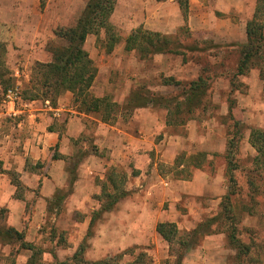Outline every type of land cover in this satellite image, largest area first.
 <instances>
[{"label":"rangeland","instance_id":"1","mask_svg":"<svg viewBox=\"0 0 264 264\" xmlns=\"http://www.w3.org/2000/svg\"><path fill=\"white\" fill-rule=\"evenodd\" d=\"M87 1L45 0L42 7L40 0H0V42L5 44L0 59L13 73L9 87H17L21 95L14 104L19 111L14 114L13 105L4 101L5 89L0 85V140L6 145V154L0 159V224L16 227L28 241L45 249L42 264L65 260L82 243L86 244L84 257L107 259L109 264H238L236 249L228 243L225 232L199 237L183 254L186 235L167 241L152 225L174 221L183 234L224 212L234 219L224 218L221 229L233 221L243 241L251 242L253 248L255 239L264 245V156L256 159L258 152L250 140L253 128L264 129V78L260 75L261 62L256 60L243 75L234 77L237 55L232 45L246 40V22L253 16L257 0H229L230 9L222 4L226 0H195L197 22L192 23L193 29L183 22L171 32L181 52L145 58L137 50L125 49L127 37L142 25L138 16L142 15V1H117L116 16L98 34H90L85 43L100 73L92 93L116 103L111 108L112 117L102 123V112L80 116L66 110L67 116L52 126L64 134L60 144L50 146L47 156L38 159L34 139L39 121L28 116L25 110L34 100L24 96L34 89L31 81L36 61H50L51 48L66 43L55 34L56 28L74 26ZM111 41L115 43L108 51ZM208 62L210 70H205ZM201 74L208 76L209 84L204 102L192 109L180 102L185 95L183 85L165 84L171 79L187 84ZM146 89L171 99V116L162 106L129 107L131 93ZM66 92L62 94L67 97L65 101L74 105L73 96H66ZM69 114L80 116L85 127L74 123L73 135L67 138ZM168 115L172 124L167 123ZM111 125L137 135L146 126L155 143H165L149 151L145 180L138 177L142 172L136 167L138 162L112 164V149L100 147L97 138L112 130ZM192 156L200 166L189 161ZM178 159L184 163L179 167L175 164ZM183 165L186 173L180 172ZM112 169L125 175L123 185L128 195L89 229V219L101 206L99 195ZM53 178L58 188L46 197L45 182ZM76 191L80 193L77 196L72 194ZM230 191L229 207L221 206ZM253 191L260 202L249 200L248 193ZM57 196L62 197L60 205L54 204ZM145 196L147 216L137 217L135 224L141 226L135 235L139 241H134L129 235L126 212H131L127 204L144 202ZM260 253L257 264H264V250ZM31 254L19 242H0V264H26ZM243 263L256 264L255 254L245 256Z\"/></svg>","mask_w":264,"mask_h":264},{"label":"trees","instance_id":"2","mask_svg":"<svg viewBox=\"0 0 264 264\" xmlns=\"http://www.w3.org/2000/svg\"><path fill=\"white\" fill-rule=\"evenodd\" d=\"M117 1L118 0H88L81 16L74 26H62L56 28L55 34L61 39H64L66 43L63 45H55L51 48L52 59L50 61H36L33 67L35 74L32 76L31 82L33 84L32 87L38 90L34 91L33 89L31 94H28L26 91L24 96L25 99L49 100L52 106H57L58 100L62 94L65 91H70L73 93L74 106L79 112L86 114L90 112H102V120H110L112 111L111 108H113L116 103L110 101L107 96L98 97L92 93V87L95 82L98 69L89 51L87 50L85 43L90 34H98L102 28L107 26L108 21L111 19L115 11ZM177 1L185 17V24H187L189 0ZM40 3L43 7L45 5V0H40ZM245 33L246 40L244 42L232 43V45L236 48L234 53L237 55L234 77L243 75L251 66L252 62L256 60L257 62H261L260 66L262 67H260V75L264 78V0L256 1L254 14L246 22ZM174 35L175 34L172 33L153 31L141 25L127 37L125 49L137 50L144 58L152 56L156 53H178L181 52L179 49L180 44H177L178 42H176L177 39ZM114 43L115 41H111L110 45H108V51L113 49ZM4 45V43L0 42V55H3L4 48L2 49V47H4ZM183 54H186V52ZM205 70H210L209 62ZM7 74L9 75L6 76ZM38 75L39 77H37ZM34 78L37 82L34 81ZM13 81V73L6 67L5 62L0 59V85H2L6 91V89L13 84ZM170 83L184 86L185 95H183V99L180 102L185 106L190 105L192 109L193 107H196L198 102L200 104L204 102L209 81L208 76L206 77L201 74L187 84L183 81L175 79L165 81V84ZM128 99L130 108L147 107L150 105L162 106L167 108L171 116V110L168 107V103L171 102V99L164 98L163 96L148 91L147 89L143 91H133ZM181 103H178V107L181 106ZM171 120L172 119L168 115L167 123L172 124ZM236 124L238 125L239 122H236ZM250 140L258 152L256 159H260L264 156V129L253 128L250 134ZM229 156L230 155L228 154V157ZM55 158L61 157L56 156ZM189 158V161L192 159V162L195 163V157L192 156ZM175 164L179 167L184 163L182 159H178ZM195 166L198 167L200 164L195 163ZM186 168V165H183L180 172L186 173ZM183 176L184 178H187L189 175ZM124 177L125 175L123 173H120L115 169H112V171L107 175L108 183H105L102 188L101 195H99L101 206L98 210L94 211L91 217L89 229L90 227H93L95 222L103 213L114 209L120 199L128 195V190L123 185ZM231 194L232 192L230 191L228 195H225L227 204L223 201L221 206L229 207V198L231 197ZM248 194L249 200L252 203L260 202L257 200V194L254 191L249 192ZM61 199L62 197H54V204L60 205ZM233 216L234 215H226L224 212H220L216 216L199 222L196 228L190 231H185L183 234L180 233V230L174 221L159 222L156 226V230L159 235L167 241H171L173 237L179 238L180 236L182 237V235H186L188 239L183 242L184 245L182 244L185 248L183 254L188 250V248L198 242L199 237L204 236L205 234L225 232L228 243L236 249L237 253L235 255V259L239 261L237 263L244 264L243 258L251 253H254L255 263L257 264V261H259V258L261 257L259 256L261 254L260 250H264V245L261 244V241H256L257 239L253 240L251 238L250 241H255L253 243L254 248L251 242L247 243L243 241L239 236V230L233 221L231 223H227V227L225 229L220 228V224L223 223V220H233ZM214 224H217L215 228L212 227ZM15 241L20 243V247L32 251L30 259L26 264H42V254L45 252V249L38 247L34 242L28 241L24 232L19 231L16 227L7 225L6 223L0 224V242L11 243ZM84 245L86 246L85 243H82L72 255L67 257L65 260L58 261L57 264L110 263V260L108 261L107 259L98 261L88 260L84 257V252L86 250ZM183 254H180L179 257ZM53 256L56 257L54 253Z\"/></svg>","mask_w":264,"mask_h":264},{"label":"crops","instance_id":"3","mask_svg":"<svg viewBox=\"0 0 264 264\" xmlns=\"http://www.w3.org/2000/svg\"><path fill=\"white\" fill-rule=\"evenodd\" d=\"M135 1L136 2L142 1L141 6L139 8V9H142V12H141L142 15L138 14V16L141 17L139 18V21L141 22L143 27L147 29H150L153 31H159L162 33H171L175 29H177L179 25H181L183 22L184 23L186 22L183 12L180 9V6L177 0H156L157 2L156 5H152V2L150 0H146V1L145 0H135ZM194 1L195 0H189V12H188V17H187V22L189 23L191 28L194 27L192 23L197 22L196 13H194V9H195V6H193ZM119 2H121V0H118V3ZM220 2H222V0H220ZM228 3H229V0H226L222 4L226 6L227 9H230V7H228L227 5ZM117 5L118 4H116V8L112 16H116ZM143 8H144V11H143ZM169 10L172 11V14L169 13ZM128 18L130 22L132 20L131 16L130 17L128 16ZM88 38L86 42L88 41ZM99 74L100 73H97L93 87H95L96 82L99 81L100 79ZM108 81H109V78L107 77L106 82ZM66 96H69L71 98L73 96L72 92L67 91ZM65 98L67 97L63 95L59 99L58 106H52L51 104L48 103V100L46 101L34 100L30 103L31 105L29 104V107L31 108L28 107L29 109L26 108L25 110L28 116H32L34 117L35 120L39 121L37 123L38 127H36L38 129V132L35 133L37 137L34 139L35 140L34 142H36V146L33 145L35 146L34 150L36 153V158L38 159L41 157L47 156V154L49 153L50 146L60 144V141L62 140L64 134L62 136V132L58 130L57 128H53L52 126L55 123V121H61L64 117L67 116L65 112L66 110H69V111L71 110L70 112H77L80 114V116L81 114L82 116L89 115L83 112H79L77 108L73 105L72 101L68 100L69 102H66L67 100ZM7 105L10 107L12 106V104H8V103ZM13 110H14V114H16L17 111H19L18 109L15 110L14 105H13ZM95 113H99V112H95ZM57 116L59 117L58 119L56 118ZM80 116L69 114V118L67 119L68 121L66 120L68 122V127H70V129L68 130L69 135H67V138L73 135V132L71 131V126L74 123L81 124L83 125V127H85L84 126L85 124L82 123ZM101 122L105 123L103 120H101ZM146 122L147 121H144L142 123H146ZM116 125H111L112 130H108L107 134L98 136L97 141L99 142L100 147L109 146V148L112 149L111 151L112 157L109 159V161L112 164H116L117 162L121 160H126V161L134 160V162H138L136 167L142 170V172L140 173V176L138 177L144 176V180H145V178H147L148 175L144 174L145 173L144 167L150 161L149 151L153 149V147L160 148L165 143L162 144L163 140L162 142L155 143L154 140L152 139V136L150 137V134H148V130L146 126L142 127V125H140L142 128L139 129V132L137 135V134H134V132L132 131L127 132L126 130H121L120 128H117ZM2 142L3 141L0 140V159H3L6 154V152L4 151V149L6 148V145ZM113 143L115 144L113 145ZM23 158L17 157L18 160L23 159ZM88 168L91 172H94V170H92L90 166ZM134 177L136 178V176ZM159 177L162 179L161 176ZM53 179L54 181L51 179H48L45 182L48 188V191L47 192L43 191V194L46 197H50L53 193H55V191L58 188V182H56V178H53ZM183 192H187V191H183ZM72 194L77 196L80 193L76 191L75 193H72ZM146 201H147V196H145L144 202L143 201L140 203L133 202V203L127 204L129 206L128 210L131 212V213L126 212V214H128L130 218L128 224L130 226L129 232L131 233L129 235L132 236L131 239H133L134 241H139L137 237H135V235L136 233H138V229H139L138 227L141 226V225L135 224L137 217L139 215H141L142 217L147 216L146 209L148 205ZM24 208L25 207L23 205V207L19 209V211L20 212L23 211ZM132 212H134V214H132ZM140 212L142 214H140ZM89 220L91 221V219ZM88 222L89 221H87V223ZM131 222L133 223L131 224ZM14 224H18V223H14ZM156 224L158 223H155L154 225H152V226H155V231H156ZM142 229L140 228V231Z\"/></svg>","mask_w":264,"mask_h":264},{"label":"built area","instance_id":"4","mask_svg":"<svg viewBox=\"0 0 264 264\" xmlns=\"http://www.w3.org/2000/svg\"><path fill=\"white\" fill-rule=\"evenodd\" d=\"M4 101L8 104H16L20 99L21 95L17 87H9L4 92Z\"/></svg>","mask_w":264,"mask_h":264}]
</instances>
